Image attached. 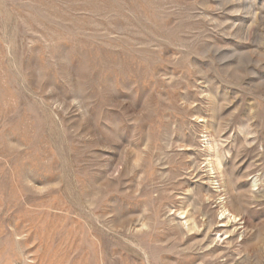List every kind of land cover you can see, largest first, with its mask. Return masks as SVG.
Returning <instances> with one entry per match:
<instances>
[{"label": "rangeland", "instance_id": "obj_1", "mask_svg": "<svg viewBox=\"0 0 264 264\" xmlns=\"http://www.w3.org/2000/svg\"><path fill=\"white\" fill-rule=\"evenodd\" d=\"M0 264H264V0H0Z\"/></svg>", "mask_w": 264, "mask_h": 264}, {"label": "bare ground", "instance_id": "obj_2", "mask_svg": "<svg viewBox=\"0 0 264 264\" xmlns=\"http://www.w3.org/2000/svg\"><path fill=\"white\" fill-rule=\"evenodd\" d=\"M216 161V160H215ZM217 162V161H216ZM215 164V163H214ZM217 164H220V163H216ZM221 166V165H219ZM218 167V166H217ZM219 168V167H218ZM227 194V193H226ZM225 208V207H224ZM221 214V217H224L222 221L218 222L221 223L219 226L216 227V229L214 230L217 234H221L222 235H225L227 236L228 235V231H227V227H228V224L230 221H236V218H237V215H234L233 213H231L230 211L228 210H222V212L220 213ZM186 218V217H184ZM224 220H227V221H224ZM184 226L187 227V230L188 231H193L195 230V226H190L188 224L187 221H185L184 223Z\"/></svg>", "mask_w": 264, "mask_h": 264}]
</instances>
